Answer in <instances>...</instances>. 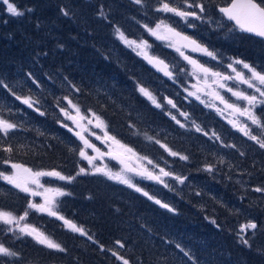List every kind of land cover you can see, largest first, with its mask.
I'll list each match as a JSON object with an SVG mask.
<instances>
[{
    "label": "trees",
    "instance_id": "1",
    "mask_svg": "<svg viewBox=\"0 0 264 264\" xmlns=\"http://www.w3.org/2000/svg\"><path fill=\"white\" fill-rule=\"evenodd\" d=\"M13 2L25 14L10 16L0 3V80L18 95L39 99L41 102L37 107L45 115L27 108L6 89L0 88V108L4 115L23 125L15 134L10 133L5 141L14 147L11 161L33 171L55 169L64 175L74 174L78 164H87L79 161L75 151H70L82 146L79 139L58 122L63 116L55 100L67 95L79 103L82 111L91 108L100 114L108 124L109 133L121 143L143 157L157 161L161 168H167L165 159H168L174 165L173 173L188 177L184 184L178 183L172 189L141 180L136 183L155 200L176 209L175 212L103 176H80L72 184L52 181L48 177L45 187L56 188L57 183V187L72 193L58 198L60 213L83 226L105 248L124 255L130 264H192L177 244L194 257L196 264H264V255L237 243L235 235L251 218L258 226H264V193L254 191L256 187L264 188V149L228 126L229 120L237 119L230 111H222L228 119L222 118L201 102L204 98L197 101L183 91L177 93V86L163 81L142 56L114 36L113 26H119L130 39L147 40L149 56L172 61L179 59L176 52L160 47L157 40L141 27L142 24L154 27L166 17L162 12L154 11L157 0H146L143 9L130 0ZM229 3L230 0H205L206 8L217 17H221L217 8ZM101 5L108 12L111 23L98 17ZM29 8L31 12L27 11ZM61 8L69 10L70 16L61 15ZM192 24L195 27L190 30L178 25L175 29L183 35H209L216 53H223L222 58L242 59L264 71L263 42L238 37L237 41L233 39L235 43L228 45L223 41L224 35L221 34L223 42L219 40L220 35L215 31L218 27L202 26V22ZM28 73L40 81V88L31 82ZM64 77L76 84L81 92L72 91ZM137 83L152 91L161 103H164V97L173 93L180 111L187 112L191 120L210 135L215 131L224 144H235L236 148L224 147L219 141L210 139V135L206 137L195 132L191 120L184 121L176 109H171L177 119L186 123V128H181L136 91ZM60 103L64 106L66 102L61 100ZM129 120L135 122L142 133L146 131L155 136L172 150L188 155L189 160L170 156L158 144L145 141L143 135H132L127 128ZM67 123L75 127L71 121ZM249 125L256 134L255 126ZM91 142L95 144L93 140ZM96 145L107 151V145L101 142ZM113 149L114 152L122 151L117 146ZM7 158L9 154L0 153V160ZM96 163L120 171L112 161L97 160ZM206 164L214 165L215 171L211 174L203 171ZM0 171L11 174L13 170L8 164H0ZM195 181L204 182L202 190L192 186ZM25 196L0 180V206L6 210H15L19 214L26 204ZM32 199L42 202L41 196ZM213 219L215 225L211 223ZM27 222L61 243L67 252L44 249L27 237L23 241H11L10 246L21 252L23 264H120L86 237L61 227L62 222L54 217L30 213ZM4 239L0 236V240ZM117 240L125 244L123 249L115 245ZM256 247H264V232L259 229L253 242V248Z\"/></svg>",
    "mask_w": 264,
    "mask_h": 264
},
{
    "label": "snow or ice",
    "instance_id": "2",
    "mask_svg": "<svg viewBox=\"0 0 264 264\" xmlns=\"http://www.w3.org/2000/svg\"><path fill=\"white\" fill-rule=\"evenodd\" d=\"M130 2L139 6L141 9L146 6V0H130ZM0 3L5 6L6 13L13 17H20L25 14L24 11H21L18 8L13 0H0ZM157 4L158 6L155 7L154 11L171 13L173 16L181 18L188 27H195L194 24L189 23V18L204 20V14L207 10L205 0H157ZM218 10L228 21L234 22L233 27L236 30L252 33L264 39V0H230L228 6L219 7ZM27 11L31 12L32 9L29 8ZM60 12L61 15L65 17L70 16V12L66 8H61ZM97 15L104 21L111 23L109 20V14L105 11L103 5L99 7ZM141 27L147 34L155 37L157 40L168 41V47L175 48V51L179 53L188 64L193 66V75L202 73L204 83L208 88L212 89V91L207 94L211 95L215 100H218L220 104H223L224 108L230 110L232 115L237 118L244 117L247 122H250L252 126H255L257 129L256 134H253L249 123H241L238 119L229 120V123L247 136L249 140L258 145L260 149H264V119H262V117H264V71H258L252 64L237 58H233L231 62L227 64V68L231 70V74L213 71L211 68L200 64L191 56L186 55L184 50L191 49L193 52H200L213 60L218 59L216 53L200 44L196 39L176 31V29L166 23L164 19H160L154 27H150L148 24H142ZM113 33L115 38L122 42L126 47L136 51L138 55L142 56L148 61V63L156 67L158 71L163 72V74L169 79L175 80L174 72L164 60L147 54L146 50L150 47L147 40L140 39L138 42L136 39H130L119 26H113ZM59 47L62 48L63 45H59ZM43 55L46 56L47 53H43ZM28 77L37 88L41 87L40 81L33 76L32 73H28ZM210 78L211 83H209ZM49 79H51V77H49ZM64 80L72 91L77 94L81 92V89L76 84L69 81L67 77H64ZM229 81H234L235 84L229 86ZM236 85H246L247 88L241 89ZM0 88L6 89L7 92L22 105H26L27 108L39 112L41 116L45 115V113L37 107L41 102L39 99H33L32 96L18 95L3 80H0ZM219 89L231 93L237 101H244L245 106L241 107L238 103H230L224 95L220 94ZM247 89H251L252 92L249 93ZM136 91L150 102L154 108L160 109L164 115L169 116L171 120L175 121V123L181 128H186V123H182L181 120L177 119V116L172 113L171 109H176L179 116L183 117L186 122L191 120L190 115L187 112L180 111L173 99L164 97V103H161L152 91L139 83H137ZM185 91H187V89H185ZM200 91L202 90L197 89L196 92H189L188 95L195 96L197 100H200L201 97L197 94ZM61 100L66 102L64 106H61ZM201 102L203 103L204 101ZM55 104L59 109L60 114L63 116V120L58 122L62 127L67 128L69 132H73L82 145L78 149H70V151H75L77 153L79 161L87 162L84 166H79L78 164L75 173L71 175H64L61 171L55 169L33 171L31 168L25 167L23 164L13 163L10 155L13 153L14 147L11 143H6L5 141L9 138L10 133L15 134L23 128V125L13 122L10 118L6 117L4 115V110L0 108V153L9 154V158L0 160V164H8L13 170L11 174H6L5 172L0 171V180L5 181L20 193L26 194V204L19 214H17L15 210H6L4 207L0 206V236L5 238L4 240H0V264H23L21 252L10 246V242L23 241L25 237H30L36 245L42 246L44 249L60 253L67 252V249L61 243L54 241L49 235H46L43 231L27 222L30 213H42L49 217H54L56 220L62 222L61 227H64L68 231L76 233L79 236L86 237L87 240L97 244L101 252L110 253L111 256L115 257V259L120 262V264H130L129 259L124 255H121L118 251H115L112 248H105V246L99 244V242L94 239L93 235H90L83 226H78L73 220L62 215L58 210V198L71 196L72 193L66 191L63 187H45V185L41 183V178L51 177L59 181H64L66 184H72L77 177L80 176H103L108 180L124 184L127 187L134 189L136 192L141 193L149 200H154L156 204H159L168 211L175 212L176 209L172 208L169 204L162 203L160 200H155V198L150 196L148 192L144 191L143 188L134 183L132 176L128 175V173H132L135 176H140L144 179L154 180L157 183L163 184L166 188L169 187V185L164 179H162V177H170L179 184H184L188 177L177 175L171 171H166L164 168H160L158 164H154V162L147 157H140L131 147L121 143L120 140L109 133L106 120L93 109L86 108L82 111L79 103L74 102L73 99L67 95L57 97ZM168 106H170V108ZM208 106L211 107L214 105ZM258 107L260 108L259 115H257L256 112ZM8 111L11 113V109ZM216 111L222 113L223 110L217 107ZM67 121H71L75 127H70ZM191 124L195 132L202 133L204 136L209 137V132L205 131L199 124H196L194 120H191ZM127 128L132 135H143L146 140L158 144L170 156L178 157V159L182 161L189 160L188 155L172 150L167 144L156 139L155 136L148 135L146 131L142 133L135 122L129 120ZM94 129H99L101 134L98 135ZM85 133H87V135H85ZM89 136H95L101 144L107 145V151H102L100 147H97L96 144L92 143ZM210 139L219 141L224 147L236 148L235 144H224V141L215 131L211 132ZM113 146H117L122 151L113 154ZM88 150H91L94 155H90ZM123 154H127V158L146 161L148 165H153V170H150L143 165L129 166L125 163V157ZM239 154L241 156L244 155L243 152H240ZM106 157L119 160L123 165L122 170L114 172L108 168L106 164L96 163L97 160L103 161ZM220 163H223V160H221ZM157 168L159 169L158 173L154 171V169ZM202 170L211 174L215 171V166L212 164H206ZM254 191L264 193V188L256 187ZM37 196L42 197V202L37 203L32 199ZM90 198L91 197H89V199ZM241 199H243V197ZM211 223L215 225L216 221L213 219ZM216 226L218 228L220 227L219 225ZM258 229L260 232H264V226H258L256 222L248 221L239 227L235 235L237 243L243 245L249 250H254L259 254L264 255V247L253 248V242L257 236ZM115 245L120 249L125 247V244L120 240L115 241ZM176 247L179 248L190 261H192V264H196L194 257L189 252L185 251V249L179 244H177Z\"/></svg>",
    "mask_w": 264,
    "mask_h": 264
},
{
    "label": "rangeland",
    "instance_id": "3",
    "mask_svg": "<svg viewBox=\"0 0 264 264\" xmlns=\"http://www.w3.org/2000/svg\"><path fill=\"white\" fill-rule=\"evenodd\" d=\"M206 9L207 10H206V12L204 14L205 21L204 20H195L193 18H189V23H196V22H198V24H200V22H202V23H204V24H201L202 26H204L205 24L206 25L210 24V25H212V26H214L216 28L218 27V29H216L215 31L217 32L218 35H220L219 40L221 39V41H222V35H224L223 41H226L228 45L232 44V42H234V40L237 41L238 40V37L239 38H243L244 37L245 39L250 40L244 34H241L239 32L237 33L236 32V29H234L233 27H229L228 26V23H226L222 17H217L214 14H211L209 12L208 8H206ZM162 15H165L166 16V19L165 18H163V19L165 20L166 23H168L169 25H171L173 28H175V25H178L181 28H186V30L192 29V27H188V25L183 20H181V18L175 17L171 13H162ZM185 35H187L189 37L195 36L196 39H197V41L200 44H202L204 46L207 45L206 47L209 50L214 51L216 53V50L214 49V47H212L213 45L209 41V38H210L209 35H206L204 33H202V35H199V34H189L188 35L186 33ZM231 37H233V38H231ZM192 38L194 39V37H192ZM157 42L159 43V46L160 47H162V48L163 47H166V48H168L170 50V52L171 51L172 52H176L175 51V48L168 47V41L157 40ZM184 51H185V54L186 55L191 56L193 59L197 60L200 64H203L205 67L211 68L213 71H217V72H221V73H225V74H231V70L227 68V64L230 63L232 59H230V58H226L225 59L224 57L222 58L221 57V55L223 54L222 52H220V54L216 53L218 59L213 60L212 58H210V57H208V56H206V55H204V54H202L200 52H193V51H191V49H185ZM177 54L179 55V53H177ZM153 57H155V56H153ZM159 57L160 56H158L157 58H159ZM159 59L164 60V62L169 65L170 69L174 72L175 80L169 79L167 76H165L163 74V72L158 71L156 67H154L152 64L148 63V61L146 59H145V61H147V63L151 67V69H153V70H155V72H157V75L160 76V78H162L163 81L171 82L175 86H177V93L183 91L187 96H189L188 95L189 92H196L197 89H201L202 91L198 92L197 94L200 95V97H201L200 100H202L203 98L205 99L204 100V103L205 104H207V105H214V106H211V107L209 106L210 109L212 108L214 111H216V108L218 107V108L222 109L223 112H225V110H228V109H225L224 108V105L223 104H220V102L218 100H215L211 95H208L207 94V93L211 92L212 89L208 88L207 85L204 83L203 74L202 73H198L197 75H193L192 74L193 66L190 65V64H188V62L185 61L183 59V57H181L179 55V59H174L175 61L169 60V59L164 58V57L163 58H159ZM238 67H240V66H238ZM258 71H261V70L258 69ZM245 72H246V70H245ZM209 83H211V78L209 79ZM228 84H229V86H233L235 84V82L234 81H229ZM236 86L237 87H240L241 89H246L247 88L246 85H236ZM213 87H215V86H213ZM185 89H187V91H185ZM219 91H220V94L221 95H224L225 98L228 99L230 103H233L234 102V103L240 104L241 107L245 106V102L244 101H237L236 98L231 95V93H227L223 89H219ZM247 91L249 93L252 92L251 89H247ZM166 97L171 98V99H174V97L176 98V96H174L173 93L168 94ZM190 98L191 99L192 98L193 99H196L195 96H190ZM187 99H189V98H187ZM197 101H199V100H197ZM256 112H257V115H258L259 107L256 109ZM217 113L221 114L220 112H217ZM220 117L224 118V117H226V115L221 114ZM226 119H228V117H226ZM237 119L241 123H245L246 122V123H249L250 124V122H247L244 117H239ZM230 125H228V126L231 127V129L233 131L240 132L237 128H235V127L233 128ZM94 131L98 135L101 134V133H99V132H101L99 129H94ZM90 137H91L90 139L93 140L95 142V144H97V139L95 138V136H90ZM145 141L149 142L146 139H145ZM117 152L118 151L114 152L113 154H116ZM123 155L125 157V163L128 164L129 166L143 165V166L148 167L150 170H153V165H148L146 161H139V160H136L135 158H127V154H123ZM138 155L140 157H143L141 154H138ZM110 160L112 162H116V164L120 168V171L122 170L123 165L119 162V160H116V159H110ZM110 160H107V161H110ZM152 161L154 162V164H158L157 161H155V160H152ZM165 164H167V168H165L166 171L173 172L174 165L173 164H170V162H169L168 159H165ZM158 165L161 168V165L160 164H158ZM108 168H110L111 170H113L111 168V166L110 167L108 166ZM154 171L156 173H158L159 169L158 168L157 169H154ZM128 175L132 176V179H133V182L134 183H137V181L141 180V181H144V182L146 181V182L153 183L156 186L160 184V183H157L154 180H148V179H144V178H142L140 176H135L132 173H128ZM46 179H50V178H48V177H42L41 178V183L42 184H45L46 183ZM162 179H164L165 182L169 185V187H167V189H172V187H175V185L178 184L175 180H172V178H170V177H166V178L162 177ZM51 180L53 181V180H57V179H55V178L52 179L51 178ZM60 182L65 183L64 181H60ZM113 182H115V181H113ZM115 183H117V182H115ZM57 185L58 184L56 183L55 184V187H57ZM179 185H182V184H179ZM192 186H195L197 188L198 187H201V190H202L205 185H204V182H202V184H200L199 181H195V182H193V185ZM51 188H53V187H51ZM34 198L37 199L38 196L37 197H34ZM34 214H36V213H34ZM252 220H253L252 218L251 219H248L247 222L248 221H252ZM31 225H33V223ZM27 238L31 239L30 237H27ZM51 251H53V250H51Z\"/></svg>",
    "mask_w": 264,
    "mask_h": 264
},
{
    "label": "water",
    "instance_id": "4",
    "mask_svg": "<svg viewBox=\"0 0 264 264\" xmlns=\"http://www.w3.org/2000/svg\"><path fill=\"white\" fill-rule=\"evenodd\" d=\"M224 7H226V6H224ZM219 9V8H218ZM218 12H219V10H218ZM220 13V12H219ZM221 14V13H220ZM224 19L226 20V22H228V23H232V24H234V22H232V21H228L225 17H224ZM242 34H246V35H249V36H252L253 38L255 37V38H257V39H260L261 41H263L264 42V39H262V38H260V37H258V36H256V35H254V34H252V33H247V32H242Z\"/></svg>",
    "mask_w": 264,
    "mask_h": 264
},
{
    "label": "bare ground",
    "instance_id": "5",
    "mask_svg": "<svg viewBox=\"0 0 264 264\" xmlns=\"http://www.w3.org/2000/svg\"><path fill=\"white\" fill-rule=\"evenodd\" d=\"M163 142V141H162ZM163 143H165V142H163ZM155 154V153H154ZM159 155V154H158ZM163 159V158H162ZM54 224V223H53ZM67 231V230H66Z\"/></svg>",
    "mask_w": 264,
    "mask_h": 264
},
{
    "label": "flooded vegetation",
    "instance_id": "6",
    "mask_svg": "<svg viewBox=\"0 0 264 264\" xmlns=\"http://www.w3.org/2000/svg\"><path fill=\"white\" fill-rule=\"evenodd\" d=\"M238 33V31H236Z\"/></svg>",
    "mask_w": 264,
    "mask_h": 264
}]
</instances>
